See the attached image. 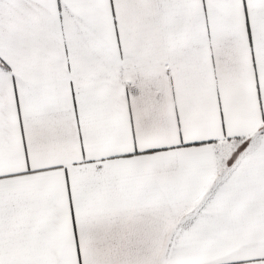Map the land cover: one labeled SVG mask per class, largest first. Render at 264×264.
<instances>
[{
    "label": "snow or ice",
    "instance_id": "snow-or-ice-1",
    "mask_svg": "<svg viewBox=\"0 0 264 264\" xmlns=\"http://www.w3.org/2000/svg\"><path fill=\"white\" fill-rule=\"evenodd\" d=\"M0 264H264V0H0Z\"/></svg>",
    "mask_w": 264,
    "mask_h": 264
}]
</instances>
